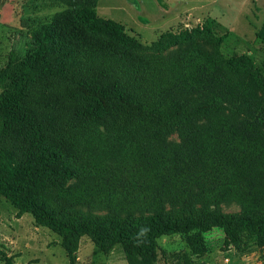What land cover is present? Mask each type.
Segmentation results:
<instances>
[{
    "label": "trees",
    "instance_id": "obj_1",
    "mask_svg": "<svg viewBox=\"0 0 264 264\" xmlns=\"http://www.w3.org/2000/svg\"><path fill=\"white\" fill-rule=\"evenodd\" d=\"M53 1L65 10L46 21L43 46L24 58L11 50L0 68V196L57 234L69 264L84 236L105 254L119 245L127 264H157V240L175 234L195 255L212 229L223 232L224 249L247 235L264 241L263 210L213 209L264 192L261 119L190 131V121L221 108L214 98H192L206 71L178 50L205 32H166L142 44L97 16L99 0ZM258 37L264 43V22ZM176 128L181 144L164 147ZM28 173L53 180L38 191L15 183ZM72 180L80 187L62 188ZM141 226L150 232L137 246Z\"/></svg>",
    "mask_w": 264,
    "mask_h": 264
},
{
    "label": "rangeland",
    "instance_id": "obj_2",
    "mask_svg": "<svg viewBox=\"0 0 264 264\" xmlns=\"http://www.w3.org/2000/svg\"><path fill=\"white\" fill-rule=\"evenodd\" d=\"M65 7L53 0H0V68L13 50L21 58L34 55L44 44L48 32L46 21ZM96 14L111 20L122 31L142 44L156 41L163 33L178 34L197 29L205 36L178 48L205 69L201 88L194 97H211L220 111L190 121V131L246 119H261L257 130L264 135V43L258 31L264 22V0H99ZM86 28V26H83ZM215 39L217 46L212 43ZM175 50V49H174ZM208 71L210 72L208 75ZM1 92V89H0ZM179 128L165 137L163 145L175 148L181 144ZM31 174L16 178L29 182L33 191L53 180L52 176ZM72 180L62 188L80 187ZM262 193V192H261ZM256 200L224 202L213 208L221 213L254 214L264 211V192ZM61 205L78 213L110 214L106 208ZM212 208V207H211ZM204 251L193 254L184 234L164 236L157 240V264H264V241L244 237L238 248H223L224 234L212 229L202 235ZM0 253L12 264H69L60 237L46 227L35 224L28 213H20L0 196ZM0 264H5L0 256ZM75 264H127L122 248L101 252L87 237H81Z\"/></svg>",
    "mask_w": 264,
    "mask_h": 264
},
{
    "label": "clouds",
    "instance_id": "obj_3",
    "mask_svg": "<svg viewBox=\"0 0 264 264\" xmlns=\"http://www.w3.org/2000/svg\"><path fill=\"white\" fill-rule=\"evenodd\" d=\"M150 232V228L148 226H141L137 233L134 236V242L139 246L144 243L147 239V235Z\"/></svg>",
    "mask_w": 264,
    "mask_h": 264
}]
</instances>
